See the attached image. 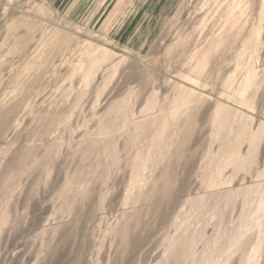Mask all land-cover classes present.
Instances as JSON below:
<instances>
[{"label": "rangeland", "instance_id": "rangeland-1", "mask_svg": "<svg viewBox=\"0 0 264 264\" xmlns=\"http://www.w3.org/2000/svg\"><path fill=\"white\" fill-rule=\"evenodd\" d=\"M0 264H264V0H0Z\"/></svg>", "mask_w": 264, "mask_h": 264}]
</instances>
